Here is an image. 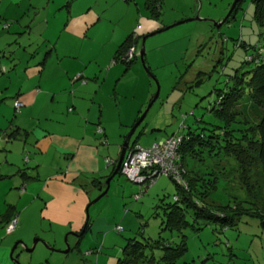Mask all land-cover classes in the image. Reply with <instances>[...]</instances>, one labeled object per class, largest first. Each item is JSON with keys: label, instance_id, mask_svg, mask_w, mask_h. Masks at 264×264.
Returning <instances> with one entry per match:
<instances>
[{"label": "rangeland", "instance_id": "1", "mask_svg": "<svg viewBox=\"0 0 264 264\" xmlns=\"http://www.w3.org/2000/svg\"><path fill=\"white\" fill-rule=\"evenodd\" d=\"M160 1L159 15L154 21L164 25L148 33L163 26L168 28L144 39L145 66L135 55L127 73L115 84V100L102 99L108 131L107 143L99 144L102 166L104 156V163L105 159L116 160L123 138L144 111L156 87V97L130 137V142L135 140L134 145L149 147L170 133L184 134L187 130L202 132L205 136L220 131L223 121L211 110L212 106H218L215 103L217 92L232 84L230 76L234 73H243L253 66L252 62L244 61L247 55L254 54L257 49L264 54V18L254 16L253 5L248 0L221 23L232 0ZM4 6L5 3H0V11ZM137 23L135 18L131 30L136 29ZM3 24L9 22L0 19V47L3 48L0 59L11 62L13 56L20 64L15 68L9 65L8 76L0 74V169H5L2 167L6 153L2 150L3 143L19 144L22 132L15 126L24 127L31 122L26 110L21 115L11 102L18 89L17 82L26 75L23 73L24 57L38 43L33 36H18L12 41L11 37L3 35L7 32ZM12 48H15L13 55ZM25 87L24 84L22 88ZM36 124L46 125L41 118ZM92 133L93 138L100 134L94 130ZM216 143L217 140H212L214 152L196 147L200 151L198 156L193 158L187 154L183 159L185 169L192 175L215 179L214 188L206 193L205 201L230 205L233 198L251 201L252 197L261 206L264 177L258 162L250 164L243 174L232 157L217 152ZM24 146L26 153L17 155L20 149L14 147L10 155L20 158L17 165L27 173L32 169V162L27 158L33 153L28 143ZM108 147L111 152L103 150ZM59 162L64 164L59 160L52 165ZM110 168L108 166L103 173ZM9 178L3 176L0 180V207L3 200L14 198L21 206L10 214L13 219L10 223L14 225L11 231L6 232L7 225L0 223V264H114L126 239L135 235L139 224H142L143 236L149 239L161 237L174 244L182 235L185 251L172 264H264V227L256 217L241 215L233 224L224 226L219 221L197 217L188 210L184 214L188 225L179 234L160 230L162 207L172 201L176 193L175 183L165 174H159L149 186L116 174L109 181L106 193L88 207L90 225L81 236L43 218L39 209L42 196L35 198L36 193L30 188L19 195L21 185L11 188ZM99 181V189L90 193L89 200L101 192L104 179ZM85 184L88 190V183ZM116 225L122 229L116 231ZM35 239L33 249L26 251ZM154 255L158 252L154 251Z\"/></svg>", "mask_w": 264, "mask_h": 264}, {"label": "crops", "instance_id": "2", "mask_svg": "<svg viewBox=\"0 0 264 264\" xmlns=\"http://www.w3.org/2000/svg\"><path fill=\"white\" fill-rule=\"evenodd\" d=\"M0 3H5L0 19L9 22L5 37H11L12 41L18 36L38 39L32 54L27 51L24 57L26 75L17 82L18 89L12 98L21 102L18 110L21 115L26 110L31 122L24 127L15 126L22 132L19 144L3 143L5 169H0V180L10 175L7 180L11 188L24 183V190H33L35 198L42 196L39 209L43 218L77 233L87 218L84 207L90 193L100 187L92 181L106 176L109 171L106 174L103 171L112 165L104 163V156L102 166L99 155V144H106L108 139L102 99L115 100V84L129 67L124 70L123 65L112 63L111 58L129 33L142 37L164 24L154 21L157 17L150 16L144 0H0ZM135 18L139 23L131 30ZM125 20L131 21L128 26ZM11 53H15V48ZM143 58L140 61L144 65ZM16 64L20 60L16 63L13 56L11 62L0 59V74L7 75L9 65L15 68ZM24 84L26 87L22 88ZM40 118L46 125L36 124ZM92 130L100 134L93 138ZM27 143L33 154L30 157L29 153L27 158L32 169L26 176L17 165L20 158L10 153L18 147L16 154L21 156V152H27L24 149ZM103 150L111 152L109 147ZM59 160L64 164L52 165ZM14 199L2 201L1 214L7 206L13 205L14 209L21 206Z\"/></svg>", "mask_w": 264, "mask_h": 264}, {"label": "trees", "instance_id": "3", "mask_svg": "<svg viewBox=\"0 0 264 264\" xmlns=\"http://www.w3.org/2000/svg\"><path fill=\"white\" fill-rule=\"evenodd\" d=\"M251 1L253 2L254 16L263 19L264 0ZM159 2L160 0H144L146 10H148L150 16L158 17ZM242 2L243 0H237L229 16L241 7ZM227 20L228 18L225 19V21ZM6 27L7 24H3V28ZM140 38L141 35L139 34L129 33L114 51L111 62L120 63L124 66V70L127 69L135 56L128 57L126 52L130 46H136ZM32 49L28 51L29 54H32ZM136 56L139 57L138 54ZM247 56L251 57L250 60L245 58L244 61L252 62L253 66L248 71L240 74L234 73L230 76L233 80L232 84L226 87L225 90L217 92L215 103L218 106L216 108L211 107L214 114L223 121V125L219 126L220 131H217V133L213 131L207 136L202 132L193 133L188 130L184 134H180L181 140L177 146V153L181 171L178 181L168 175L175 183L176 193L173 195L172 201L162 207L163 218L159 221L160 230L174 231L179 234L181 229L188 225L184 215L185 211L188 210L192 211L197 217L219 221L224 226L233 224L234 220L241 215L256 217L261 223L264 221V200L261 202V206H258L252 197L250 198L251 201L233 198L234 200L230 205L207 203L205 201L206 193L214 188L215 179L192 175L185 169L183 164V159L187 154L193 158L196 155L198 156L200 151L198 152L196 147L201 149L206 147L209 151L214 152L215 148L212 146V140H217V152L221 151L224 155L232 157V161L240 168L241 173L244 174L250 164L258 162L264 177V54H262L260 49H257L254 54ZM137 119L138 117H136L134 122ZM130 137L128 139V147L135 143V140L130 142ZM115 162L113 161L109 173L103 176V179L111 174ZM22 172L26 175L25 171L22 170ZM116 174H121L119 169ZM97 180L92 182H94V185L98 184L100 186L101 182L99 179ZM102 186L101 189L104 188L103 182ZM201 187L205 188V190H200ZM23 190L24 183L21 184L19 194ZM14 211L13 205L7 206L6 210L0 215V223L8 225L12 220L10 219V214H13ZM88 225L87 216L84 225L77 231V236H81L88 229ZM154 251H157L158 255H154ZM184 251L185 243L182 235H179V240L174 244L161 237L149 239L143 236L142 224H139L135 235L126 239L120 250V256L116 258L114 264H172L173 260L182 255Z\"/></svg>", "mask_w": 264, "mask_h": 264}, {"label": "built area", "instance_id": "4", "mask_svg": "<svg viewBox=\"0 0 264 264\" xmlns=\"http://www.w3.org/2000/svg\"><path fill=\"white\" fill-rule=\"evenodd\" d=\"M138 28V26H137ZM140 43V41H139ZM130 46L126 54L128 57L138 54V46ZM251 57L246 56L247 60ZM21 102L17 99L13 101V107L17 110ZM181 140L180 134H171L162 140L153 143L149 147H140L132 145L127 147L123 158L119 165L120 173L129 181L146 185H150L154 181V177L159 174L172 176L178 181L181 171L179 163V155L177 146ZM113 161L105 159V164H112ZM13 222L6 226V232L13 229ZM118 231L121 229L119 225L115 227Z\"/></svg>", "mask_w": 264, "mask_h": 264}, {"label": "water", "instance_id": "5", "mask_svg": "<svg viewBox=\"0 0 264 264\" xmlns=\"http://www.w3.org/2000/svg\"><path fill=\"white\" fill-rule=\"evenodd\" d=\"M236 1H237V0H232V3H231V5H230L229 8H228V11H227L225 17L220 21V23L223 22V21L225 20V18L228 16V14L231 12V10H232L233 6L235 5ZM194 19H196V17H194ZM179 22H181V21H178V23H179ZM218 25H219V24H217V26H218ZM167 28H168V26L161 27L160 29H157V30H155V31H153V32H150V33H148V34H145V35H143V36L140 38L139 51H138V55H139V59H140V60H142V55H143L142 44H143L144 39H145L148 35H150V34H152V33L160 32V31H163V30H165V29H167ZM157 90H158V88L156 87V91H155L153 97L150 99V101H148L146 107L144 108V111L141 113V115L138 117V119H137V120L131 125V127H130L128 133L125 135V137H124V139H123V141H122V143H121V145H120V151H119V154H118L117 160H116V162H115L114 168H113L111 174H110L109 176H107V177L104 179V182H103V183H104V188L101 190V192H100L96 197H94L93 199L89 200V201L86 203V205H85V207H84V212H85L86 217H87V209H88V207H89L92 203H94L96 200H98L102 195H104V194L106 193L107 188H108V183H109V181L111 180V178H112V177L117 173V171H118V168H119L120 162H121V160H122V158H123V155H124L125 148L128 146V139H129L130 135L132 134L133 130L135 129V127H136V126L138 125V123L142 120V118H143L145 112L147 111V109H148L150 103H151V102L153 101V99L156 97V95H157ZM261 225L264 227V221H262ZM72 234H74V235H78V234L75 233V232H72ZM35 241H36V239L33 240L31 246L28 247V248H25V250H26V251H31V250L33 249V245H34ZM16 243H17V242H16ZM16 243H15V244H16ZM67 250H68L67 248L64 249V252L67 251ZM11 251H12V249H11Z\"/></svg>", "mask_w": 264, "mask_h": 264}, {"label": "clouds", "instance_id": "6", "mask_svg": "<svg viewBox=\"0 0 264 264\" xmlns=\"http://www.w3.org/2000/svg\"><path fill=\"white\" fill-rule=\"evenodd\" d=\"M127 147H128V146H127ZM127 147H126V148H127ZM126 148H125V150H126ZM124 153H125V151H124ZM118 169H119V168H118Z\"/></svg>", "mask_w": 264, "mask_h": 264}]
</instances>
